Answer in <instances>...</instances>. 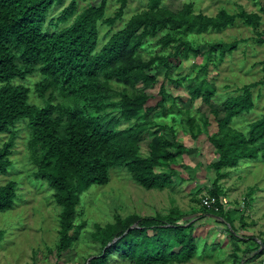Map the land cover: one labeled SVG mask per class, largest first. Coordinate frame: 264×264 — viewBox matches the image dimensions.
Masks as SVG:
<instances>
[{"label":"trees","instance_id":"obj_1","mask_svg":"<svg viewBox=\"0 0 264 264\" xmlns=\"http://www.w3.org/2000/svg\"><path fill=\"white\" fill-rule=\"evenodd\" d=\"M64 1L0 0V134H7L0 146V174H7L13 164L10 156L22 129L19 124L24 123L28 157L35 166L33 176L47 185L58 207V252L69 249L83 226L77 222L81 194L93 185L107 184L113 168L123 169L146 190H163L174 182L177 171L173 163L185 149L174 128L156 120L121 127L154 107L147 106L146 91L137 88L138 83L150 87L155 82L147 71L162 66L170 76L171 57H197L198 46L188 40L189 35L208 29L219 31L236 18L254 28L259 23V15L244 10L230 14L221 9L208 16L194 13L191 4L185 3L174 12L162 7V0H148L145 9L130 16L98 48L99 23L111 27L120 20L128 0H118L119 6L110 17L104 16L106 0L78 13L76 0H70L54 18V30L50 32L46 19ZM71 18L70 24L60 27ZM149 38H157L167 53L143 56L141 45ZM207 46L209 55L222 57L233 51L235 43L217 41ZM34 74L38 75L33 85L37 103L31 99V88L21 82ZM257 84L245 85L241 94L224 101L217 130L208 136L217 155L212 163L215 178L208 189L210 195H222L218 182L228 177L240 161H264V115L250 122L245 132L231 125L235 117L253 108L251 88ZM187 91L192 99L201 98L205 104L214 95L205 77L189 79ZM159 94L156 105L165 116L170 95L164 84ZM210 111L214 116L220 113L217 109ZM180 112L185 129L195 140L202 130L198 121L188 109ZM200 121L208 131L207 118ZM155 126L166 128L171 136L157 129L147 155H142L139 141ZM17 190L13 180L0 186V211L13 207ZM253 192L249 189L247 194L251 196ZM226 207L220 206L218 211L201 208L192 212L193 218H187L191 213L176 206L166 214L150 217L136 213L116 215L114 221L98 224L90 233L101 250L88 264L104 262L113 251L132 264L188 262L198 253L193 231L206 215L219 217L227 224L231 264H246L264 254V247L254 253L260 243L253 235H246L241 219L240 229L235 228L226 214L231 208L227 211Z\"/></svg>","mask_w":264,"mask_h":264},{"label":"rangeland","instance_id":"obj_2","mask_svg":"<svg viewBox=\"0 0 264 264\" xmlns=\"http://www.w3.org/2000/svg\"><path fill=\"white\" fill-rule=\"evenodd\" d=\"M69 2L70 0H65L60 8L47 17L45 26L50 32L54 30L52 25L54 18ZM76 2L75 13H78L88 6H99L101 0H76ZM147 2L148 0H128L120 20L111 27L99 23L98 48L106 42L111 33L121 29L130 16L145 9ZM185 3L191 4L194 13L208 16H214L221 9L230 14L239 10L256 13L259 15V23L254 28L251 24L236 18L233 24L219 31L208 29L202 34L189 35L188 40L198 46L197 57L189 56L186 59H181L179 56L171 57L170 76L165 74L162 66H154L147 73L155 78V82L150 87L137 84V88L144 89L149 95L147 106L154 107L128 123H122L121 127L124 128L138 121L156 120L174 128L177 139L185 145V149L173 163L177 171L173 184L163 190H146L131 180L123 169L113 168L107 184L93 185L81 194L77 222L83 223V226L69 249L58 252L56 249L58 207L53 202L51 190L47 185L33 176L35 166L28 157L26 145L28 134L23 128L24 123H20L19 127L22 129L10 156L13 164L7 174H0V186L9 180L15 181L18 186V198L14 201L13 207L0 211V234H2L0 264H88V261L101 250L90 233L98 224L104 225L114 221L116 215L136 213L150 217L166 214L176 206L183 212L191 213L187 218H193L192 212L201 210L200 198L209 193L208 189L211 188L215 178L212 163L217 159V155L208 136L217 130L216 121L222 117V104L227 98L241 94L245 85L258 83L251 88L253 108L235 117L231 125L245 132L250 122L264 115V0H162L161 6L175 12ZM118 6V0H106L104 16H112ZM71 21L72 18L60 24V27L70 24ZM156 39L149 38L143 42L140 49L143 56L156 52L167 53V48L163 49ZM217 41L235 43V48L222 57L209 55L208 43ZM200 68L204 71L200 72ZM37 76L34 74L21 81L31 88V99L35 103L38 101L33 93V85ZM202 77H205L214 88V95L209 104L203 103L201 98L192 99L187 91L189 79L196 81ZM161 84L165 85L170 95L166 101L168 113L165 116L156 105L160 100ZM187 109L202 129L195 140L183 124L180 111ZM211 109H217L220 113L214 116ZM203 117L209 121L208 131L203 129L200 121ZM157 129L171 136L166 128L152 127L139 141L142 155H147L148 144ZM6 138L7 134H0V146ZM261 169L263 170L262 164L257 160H242L231 170L228 177L218 182L223 190L222 195L229 200L226 210L229 208L231 210H227L226 214L233 220L235 228L239 230L243 221L247 223V229L257 235L264 233L260 232L259 224L255 220L258 219L263 223L259 206L249 207L250 203H247L244 197L249 186L254 187L259 184L258 174ZM243 203H245L244 208ZM226 226L223 219L213 215H206V218L201 219L200 224L193 231L198 240V253L190 261L181 264H231L229 254L232 246L231 239L225 232ZM148 233L153 234L151 230H148ZM98 264L132 263L113 251L104 262Z\"/></svg>","mask_w":264,"mask_h":264},{"label":"crops","instance_id":"obj_3","mask_svg":"<svg viewBox=\"0 0 264 264\" xmlns=\"http://www.w3.org/2000/svg\"><path fill=\"white\" fill-rule=\"evenodd\" d=\"M259 163L262 164V167H263V170L261 169L260 173L258 174V178H259V184L257 185H254V187H251L249 186L248 187V190L249 189H254V192L251 196H249L247 193L248 191L246 192V195H245V199L247 201V203L249 202L250 205H254V206H259V213H260V216L262 217L263 219V223L262 221L258 220V219H255L256 222L259 224V227H260V232H264V161L259 158V159H256ZM255 161V160H253ZM257 186V187H256ZM254 222V221H253ZM251 223V222H249ZM261 224V225H260ZM245 229H246V235H253L254 236V239L259 242V243H263L264 244V233H261L260 235H257L255 233H253L251 230L249 231L247 229V223H245ZM263 240V242L261 241ZM257 251H255L254 253H256ZM264 261V254H262L261 256H258L256 258H253L251 260H249L248 262H246V264H264L263 263Z\"/></svg>","mask_w":264,"mask_h":264},{"label":"built area","instance_id":"obj_4","mask_svg":"<svg viewBox=\"0 0 264 264\" xmlns=\"http://www.w3.org/2000/svg\"><path fill=\"white\" fill-rule=\"evenodd\" d=\"M229 200L224 195L204 194L200 198V207L206 210L218 211L220 206L228 205ZM264 263V261H263Z\"/></svg>","mask_w":264,"mask_h":264},{"label":"water","instance_id":"obj_5","mask_svg":"<svg viewBox=\"0 0 264 264\" xmlns=\"http://www.w3.org/2000/svg\"><path fill=\"white\" fill-rule=\"evenodd\" d=\"M263 247H264V244L263 243H260V248L257 250V252L260 251Z\"/></svg>","mask_w":264,"mask_h":264}]
</instances>
